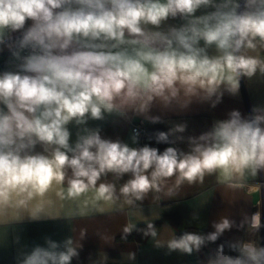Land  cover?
Instances as JSON below:
<instances>
[{
    "label": "clouds",
    "instance_id": "obj_1",
    "mask_svg": "<svg viewBox=\"0 0 264 264\" xmlns=\"http://www.w3.org/2000/svg\"><path fill=\"white\" fill-rule=\"evenodd\" d=\"M170 19L181 23L164 27ZM5 49L15 70L0 72V227L140 210L150 194L171 198L206 177L227 190L260 193L249 180L264 171V107L247 117L232 110L210 131L188 137L187 152L131 147L88 123L129 111L160 123L149 115L154 103L186 109L196 99L214 108L225 92L239 93L243 78L264 77V0H0ZM186 127L149 139L183 141L177 134ZM138 135L133 129V144ZM261 217L259 210L239 224L221 217L213 232H185L166 247L191 255L247 225L256 239L218 244L207 264H264ZM135 228L128 223L123 233ZM85 235L60 242L46 236L43 246L21 252L18 264H72ZM143 235L164 246L151 221ZM107 259L101 253L99 264Z\"/></svg>",
    "mask_w": 264,
    "mask_h": 264
},
{
    "label": "crops",
    "instance_id": "obj_2",
    "mask_svg": "<svg viewBox=\"0 0 264 264\" xmlns=\"http://www.w3.org/2000/svg\"><path fill=\"white\" fill-rule=\"evenodd\" d=\"M180 20H169L167 25L179 26ZM10 53L7 49L0 52V72L15 70V66L9 64ZM254 107H264V77L259 75L252 79L243 78L239 93L231 95L224 93L216 107H211L208 101L194 99L186 108L181 109L173 104L165 108L160 103H154L149 115L160 116L161 123L166 131L178 123H186L184 133L177 134L184 137L183 141H176L170 137L173 146L187 152L189 150L188 137H198L211 130L216 121L226 120L232 110H239L242 116H249ZM149 123L143 115H137L129 111L127 116L117 114L106 115L104 121L90 120L89 127L101 128L102 138L119 139L131 147H137L132 142L131 126L135 122ZM75 140L76 128L70 126ZM39 151V148H37ZM127 179V176L125 177ZM264 182V171H260L249 183L259 184ZM259 202L262 204V225H264V188L260 193L248 195L243 190L231 191L216 184L215 177H206L203 185L182 186L178 193L171 197H163L160 201H154L150 194L142 204L141 209H125L124 211L107 210L104 213H96L87 217L67 220L41 219L32 221L25 218L22 222L12 223L0 227V264H18L21 252H29L36 245H44V237L50 236L60 242L72 236L79 239L81 230L86 235L80 241L82 248L79 250V258H74L72 264H99L100 254L108 257L106 264H207V256L201 249L191 255L178 251L168 252L167 241L175 238V235L186 228H205L211 232L213 222H218L221 217H228L239 224L245 215L258 211ZM258 203V204H257ZM177 213L179 223L175 224L167 218V215ZM198 215V220L192 217ZM151 221L158 231L156 239L164 246L158 248L156 241L151 237H145L141 242L125 239L131 236L139 225H147ZM128 223H133L136 228L130 234H124L123 228ZM259 244L264 241V227L257 234ZM222 238L227 241L256 239L248 234L247 225L243 229L233 228L226 230ZM19 238V242H17ZM135 253V260H128L127 254Z\"/></svg>",
    "mask_w": 264,
    "mask_h": 264
},
{
    "label": "trees",
    "instance_id": "obj_3",
    "mask_svg": "<svg viewBox=\"0 0 264 264\" xmlns=\"http://www.w3.org/2000/svg\"><path fill=\"white\" fill-rule=\"evenodd\" d=\"M146 128H147V132L149 137L154 136V134L158 131H164L167 132L165 130V128L163 127L162 123H147L146 124ZM171 140V139H170ZM148 146L150 147H155L157 148L160 152H163L167 147H174L173 143H156L155 139H149V141L146 143ZM145 144V145H146ZM167 218L171 221H173L175 224L179 223V215L177 213L174 214H169L167 215ZM147 225H139L137 227V229L134 231V233L131 236H127L125 237V239H129V240H134V241H143L145 239V236L143 235V230L146 229ZM185 232H197L200 234H207L210 233L211 231L205 229V228H186L183 231L178 232L175 235V238H179L181 235H183ZM224 241H227L226 239L220 237L215 244H209L205 247L202 248V250L204 251V253L207 256H211L214 254V250L216 248V246ZM230 255H232L233 257L238 256L239 253L236 252H231L229 253Z\"/></svg>",
    "mask_w": 264,
    "mask_h": 264
},
{
    "label": "built area",
    "instance_id": "obj_4",
    "mask_svg": "<svg viewBox=\"0 0 264 264\" xmlns=\"http://www.w3.org/2000/svg\"><path fill=\"white\" fill-rule=\"evenodd\" d=\"M133 129H136L139 133L137 147L144 146L149 141V135L146 128V123L143 121H138L132 124L131 133L133 134ZM261 189L264 188V182H260ZM262 204L259 202L257 209L260 211ZM262 246H264V241H262Z\"/></svg>",
    "mask_w": 264,
    "mask_h": 264
}]
</instances>
